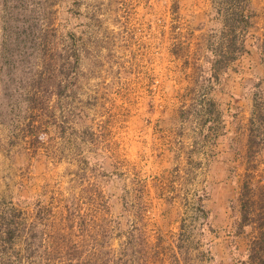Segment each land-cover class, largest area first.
<instances>
[{
	"label": "rangeland",
	"instance_id": "1",
	"mask_svg": "<svg viewBox=\"0 0 264 264\" xmlns=\"http://www.w3.org/2000/svg\"><path fill=\"white\" fill-rule=\"evenodd\" d=\"M250 8L247 52L211 93L224 133L210 151L195 141L190 118L177 117L176 94L194 91L186 107L204 93L186 74L190 54L203 52L218 27L213 0H0V224L32 220V211L18 206L22 199L33 207L52 192L78 196L94 183L122 229L130 221L121 208L124 190L131 201L143 200L149 242L161 234L164 246L182 244L180 264H240L255 235L251 227L235 229L247 127L252 95L264 90L257 49L264 0H251ZM50 25L60 49L74 48L77 65L66 93L50 100L55 126L34 146L24 78L38 70L34 47ZM248 168L253 181L264 178V155ZM202 189L209 228L199 235L193 199ZM120 240L110 238L109 247L117 251Z\"/></svg>",
	"mask_w": 264,
	"mask_h": 264
},
{
	"label": "trees",
	"instance_id": "2",
	"mask_svg": "<svg viewBox=\"0 0 264 264\" xmlns=\"http://www.w3.org/2000/svg\"><path fill=\"white\" fill-rule=\"evenodd\" d=\"M177 6L176 1L172 3V14L177 11ZM250 7L251 0H213V19L218 27L207 36L203 52L195 49L190 54L191 64L186 60L189 58L183 60L185 65H190L187 81L201 87L204 93L196 104L185 107L184 101L191 99L194 91L177 92L176 97L181 103L177 117L184 121L190 118L194 124L195 141L210 151L211 145H215L224 133L222 112L211 93L225 71L247 52L246 41L252 27ZM37 40L34 55L38 70L35 75L24 78L23 86L26 132L34 146L41 144L49 128L55 126L54 107L50 106V100L52 96L60 98L66 93L68 84L75 80L72 72L77 65L74 48L62 50L58 47L53 26L39 33ZM257 49L259 62L264 68V24ZM41 119L45 123H41ZM263 155L264 90L257 87L252 95L245 142L247 168L238 194L239 211L235 225L237 233L251 227L255 235L240 264H264V178L253 181L248 168ZM87 184L89 186L78 196L55 197L52 192L48 203L36 201L30 207L26 199L18 202L19 207L32 211V220L20 224L9 220L0 224V264H180V254L186 259L185 247L182 244L175 248L164 246L165 239L161 234H157L154 244L149 242L143 200L131 201L124 190L120 198L121 208L130 221H127L129 225L126 223L127 228L122 229L120 219L109 215L107 196L94 183ZM50 190L46 183L43 193ZM206 199L203 189L193 199L200 220L199 235L203 234L204 228H209L204 206ZM83 202L86 208H82ZM112 237L121 239L117 251L108 245Z\"/></svg>",
	"mask_w": 264,
	"mask_h": 264
}]
</instances>
